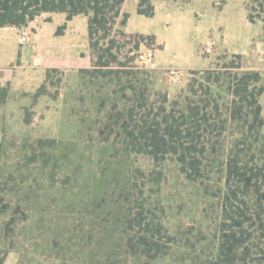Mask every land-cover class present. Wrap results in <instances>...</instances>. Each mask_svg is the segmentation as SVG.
<instances>
[{"label": "rangeland", "instance_id": "1", "mask_svg": "<svg viewBox=\"0 0 264 264\" xmlns=\"http://www.w3.org/2000/svg\"><path fill=\"white\" fill-rule=\"evenodd\" d=\"M151 1L155 13L150 18L137 15L136 0L123 5L129 15L123 31L153 35L156 41V46L144 43L130 52L131 47L116 38L119 51L114 65L126 67L114 68L130 74L103 78L92 73V55L87 68L53 70L48 76L39 69L29 70L10 84L0 111V211L6 212L0 213L2 264H102L101 256L120 252L109 241L104 252L100 245L104 242L98 244V238L115 236L105 211L113 188L103 176L113 155L105 151L108 132L97 134L108 106L116 99L113 90L127 86L138 73L136 78L150 83L152 93H165L173 101L185 93L192 79L201 81V71H212L214 79L218 71L238 72L232 67L251 69V61L234 58V54L264 69V23H250L246 10L264 18V0ZM63 23L73 62L78 52H88V18L79 15ZM209 44L214 46L205 53ZM147 51L153 52L156 69L143 66L140 55ZM262 78L264 88L263 74ZM217 87L214 94L221 92ZM221 98L228 102L218 118L225 121L224 132L217 137L212 126L208 134L218 151L203 161V177L187 179L171 158L155 161L148 155L132 156L129 166L135 171L137 186L132 199L138 207L150 205L162 228V242L172 255L212 253L221 241L223 223L226 234L240 240L238 250L252 264H264V202L258 201L254 191L264 181V93L259 100L261 127L250 128L247 106L236 121L228 119L232 97L221 92ZM39 140L52 143L39 144ZM234 162L242 168L240 172L252 176L251 190L239 187L233 177L227 181L226 169ZM101 186L105 200L97 201ZM128 206L123 204L125 210ZM137 212L140 207L132 210ZM102 221L109 224L108 233L93 229ZM233 222L241 226L231 229ZM129 264H133L130 259Z\"/></svg>", "mask_w": 264, "mask_h": 264}, {"label": "trees", "instance_id": "2", "mask_svg": "<svg viewBox=\"0 0 264 264\" xmlns=\"http://www.w3.org/2000/svg\"><path fill=\"white\" fill-rule=\"evenodd\" d=\"M126 0H0V28L2 27H26L36 17L42 14L62 13L66 15V21L75 16L83 15L88 18V48L93 55L92 73H98L103 78L115 74H130L128 70H119L114 67H126L125 64H116L119 48L116 38H120L125 45L131 47L130 52L138 51L140 45L147 43L156 46L155 37L145 34H127L123 31L129 15L123 11ZM137 15L147 18L153 17L155 7L151 0H136ZM259 3L258 0L254 1ZM262 3L259 4V8ZM247 19L250 23L262 20L263 17L253 16L251 9H247ZM65 29L61 26L56 33L60 34ZM159 47V46H158ZM118 49V50H117ZM115 51V52H114ZM241 59V55H233ZM228 67H224L227 69ZM238 72L231 74L229 71H218L212 77V71H201V81L192 79L185 93L179 94L176 99L169 101L167 94L150 91V83L145 79L136 78V73L128 85L118 91H112L115 100L109 111L104 116L105 122L97 134L101 137L108 132L105 151L113 155V163L105 170L103 176L106 181L110 179L113 190L109 197V204L105 211L109 212L107 220L112 223V231L115 236L110 240L98 238L104 242L101 248L107 250V242L110 247L119 253H110L100 257L102 264H252L245 252L238 250L240 240L234 235L228 236L225 224H220L222 237L218 242V248L204 256H175L168 252L169 246L162 242L160 224L155 222L150 205L139 204L141 212L132 213L139 209L136 199L133 200L135 184V171H132L131 157L136 155H148L155 161H165L171 158L180 167L184 176L192 181L201 179L204 174L203 161L209 156L217 154V146L208 140V134L214 126L216 136L220 137L224 132L225 121L218 118L223 116L222 107L228 102L223 101L221 92L231 96L229 102L228 119L236 121L241 110L247 106L246 121L251 120L252 126L263 125L261 117L262 107L259 102L264 92L262 75L255 70H242L240 66L232 67ZM53 70H49L48 73ZM124 71V72H120ZM120 79V78H119ZM197 83V85L195 84ZM219 84H221L219 86ZM215 86L221 91H217ZM8 96V88H0V104H3ZM156 97H159L156 99ZM155 98V100H153ZM110 103V102H109ZM239 106L237 107V105ZM246 104V105H245ZM241 118V117H240ZM217 119V120H216ZM242 119V118H241ZM41 143H52L51 140ZM51 146V145H50ZM53 155V154H51ZM217 163L216 160H214ZM235 165L227 167V181L233 177L239 187L244 190L252 189V176ZM106 166V165H105ZM121 171V173H120ZM257 185V182L255 183ZM111 188V187H110ZM103 187L97 188L99 197L105 200ZM254 191L258 201L264 202V181L260 182ZM248 192V191H247ZM132 199V200H131ZM113 200V208L110 204ZM129 205L124 209L123 204ZM0 213H6L4 210ZM106 222V221H105ZM231 229L239 228L241 222H233ZM9 222L5 224L4 229ZM99 229L108 233L109 224L103 221L99 226L93 225V229ZM224 232V233H223ZM138 234V235H137ZM175 256V257H174ZM177 257V259H176ZM0 264L2 260L0 259ZM92 264V263H90Z\"/></svg>", "mask_w": 264, "mask_h": 264}, {"label": "crops", "instance_id": "3", "mask_svg": "<svg viewBox=\"0 0 264 264\" xmlns=\"http://www.w3.org/2000/svg\"><path fill=\"white\" fill-rule=\"evenodd\" d=\"M64 19L66 21L65 14L46 13L36 17L32 22L28 23L26 27L0 28V88H8V96L10 93L9 90L11 89L10 84L17 76L21 78L22 75H25L26 71L39 69L46 72L47 75L49 70L71 71L75 69H84L90 65L92 55L88 48V36L86 44L88 52H78L76 59L71 62L73 52L65 44L64 33L66 23H63ZM44 20H46V22H44ZM71 20H69V22H71ZM258 21L263 22L262 20ZM61 26H65V29L60 34H57L56 31ZM32 30H34V32L30 33L29 31ZM28 33H30V35ZM23 34L27 36V42L21 41ZM241 57L247 61H251L253 66L250 70L259 71L261 75L263 74L264 76V69L262 67H256L252 60L245 58L244 55H241ZM152 67L156 69L154 63ZM23 77L25 76H22V78ZM24 89L25 88H22L21 90ZM6 102L7 100L3 104H0V111Z\"/></svg>", "mask_w": 264, "mask_h": 264}, {"label": "built area", "instance_id": "4", "mask_svg": "<svg viewBox=\"0 0 264 264\" xmlns=\"http://www.w3.org/2000/svg\"><path fill=\"white\" fill-rule=\"evenodd\" d=\"M28 38L25 34L21 37L22 42H27ZM213 44H209L205 47V53H210ZM141 62L145 68L152 67L153 65V52L147 51L146 53L140 55ZM173 75H175L174 72H172ZM177 78V77H174Z\"/></svg>", "mask_w": 264, "mask_h": 264}]
</instances>
